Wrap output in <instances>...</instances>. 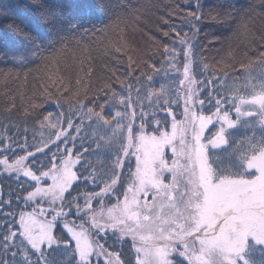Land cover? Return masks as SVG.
<instances>
[{"label": "trees", "instance_id": "trees-1", "mask_svg": "<svg viewBox=\"0 0 264 264\" xmlns=\"http://www.w3.org/2000/svg\"><path fill=\"white\" fill-rule=\"evenodd\" d=\"M27 2L0 0V13H6L8 9L4 6L10 3L28 12ZM53 2L60 6L63 18L69 23L60 30L47 29L48 39L54 43L44 51L43 57L20 64L0 55V149L12 145V151H0V155L15 161L32 152L34 155L29 157L28 166L40 175L38 168L49 171L53 164L61 163L65 152L73 147L74 155L84 160L76 169L77 182L65 197L69 193L82 197L86 193L99 192L103 187L100 181L106 179L102 174L111 175L116 165L119 137L127 136L126 131L117 132L116 141L109 145L114 124L100 126L95 116L89 115V110L113 120L116 111H125L119 103L120 98L131 97L128 111H136L132 123L134 135L141 132L137 99L148 113L144 117L145 134L159 136L164 131L169 132L172 114L181 119L177 69L184 47L177 41L176 33L188 38L193 46L192 73L198 98L205 102L200 109L204 115L215 112V99L223 97L228 101L223 104L229 108V103L238 102L232 97L251 98L264 84V0H104L107 8L101 12L89 10L87 6L92 0ZM190 13L201 17L199 23L186 16ZM71 24L82 26L73 32ZM192 25L199 29L195 34ZM21 28L24 25L19 16L0 14V44L19 43L17 30ZM166 48L169 51L175 48L177 53L171 65L167 62L169 52ZM3 52L0 47V54ZM205 81L210 83L205 86ZM209 94L213 98L211 104ZM161 99L178 102L162 105ZM167 107H171V113ZM69 119L80 124L81 131L75 142L71 140L73 137L67 140L62 152V144L56 145L55 140L60 130L68 127ZM248 120L252 127L244 129L238 125L225 133L230 145L234 143L233 138L243 140L254 136L258 139L264 135L257 116ZM127 122V119L122 121L123 124ZM215 131L216 126H212L205 137ZM25 141L26 149L22 147ZM45 142L47 147H44ZM34 145H39L42 151L36 152ZM120 158L123 160V166L118 169L120 181L114 192L105 196L106 206L117 203V197L122 201L131 182L130 173H135L134 156ZM89 172L98 178L96 182L82 178ZM35 187L36 182L31 177L0 169V237L9 227L19 232V214L31 209L32 204L26 202V197ZM54 234L61 242L69 237L60 221ZM100 235L105 249L121 253L124 264H135L130 238H124L121 244L111 232ZM74 246L72 242L67 250L63 247L55 250L57 264H76L78 256L72 251ZM249 257L254 264H264V245L252 246ZM0 258L9 259L2 249ZM172 260L177 264L176 256ZM99 264L105 263L100 259Z\"/></svg>", "mask_w": 264, "mask_h": 264}, {"label": "snow or ice", "instance_id": "snow-or-ice-1", "mask_svg": "<svg viewBox=\"0 0 264 264\" xmlns=\"http://www.w3.org/2000/svg\"><path fill=\"white\" fill-rule=\"evenodd\" d=\"M196 6L199 8V4ZM4 7L8 11L0 14L17 15L24 25V28L17 30L19 43L0 44L4 49L0 55L13 63L27 64L43 57L44 51L54 43L48 39L47 29L60 30L65 23H69L63 18L60 6L53 0H28V12H22L19 5L11 3ZM87 7L91 11L101 12L107 5L104 0H92ZM186 16L197 23L201 19L197 13ZM81 26L71 24V31L75 32ZM192 29L194 34L199 31L195 25H192ZM176 37L184 47L185 79L189 83H196L190 75L193 46L188 38L180 37L179 33H176ZM165 51L169 52L167 62L171 65L177 57L176 50L173 48L169 51L166 48ZM203 83L207 86L210 82ZM192 97L196 99L190 106L189 100ZM231 99L238 101L230 104L234 108L236 119L231 118L229 110L223 109V103L228 102L223 97L215 99V112L210 115L197 114L192 109H203L205 102L198 98L195 90H186L183 101L184 119L177 121L173 116L171 132L164 131L159 136L143 134L146 123L144 117L148 113L143 111L139 99L136 101L140 106L141 119V132L138 136L132 130L136 111H128L131 97L120 98L119 103L124 106L125 111H116L113 120L89 110V115L95 116L100 126L114 124L109 145L116 141L117 132L126 131L127 136L119 137L121 142L116 149L119 153L116 165L111 175L102 174L106 177L100 181L103 187L99 192L86 193L82 197L80 194L72 196L69 193L68 197L64 195L72 187L73 181L78 179L71 170V160L63 161L60 168L53 164L51 171L59 175L51 177L54 182L52 187L42 188L39 183L49 176V172L40 168L37 169L40 175L30 168L24 171L28 167L24 162L34 153L28 152L12 164L4 157L0 160V165L5 167L6 172H23L36 182L34 191L28 192L27 200L39 197L52 205V209L51 220L46 223L36 221L33 214H19V232L9 227L0 237V249L9 257L0 258V264H57L55 250L61 247L67 250L73 241L75 246L72 251L78 256L76 264H93L94 260L99 264L101 256L106 258V264H124L120 259L121 253L109 252L100 243L103 239L100 233L107 235L108 229L113 231L117 243L122 244L125 237L131 238L135 264H174L170 259L173 253L176 254L177 264H250L245 258L252 247L250 239L256 245H264V135L258 139L254 136L243 140L233 138L234 143L230 145L225 133L236 129L238 125L244 129L252 127L248 118L254 116L258 117L259 124L264 129V84L261 85V91L251 95L250 99L240 95ZM212 100L209 94L210 104ZM177 102L170 99L160 101L162 105ZM243 106L255 107L257 111H242ZM100 107L103 111V105ZM166 110L169 113L172 111L171 107ZM214 117L220 127L205 137V130L213 123ZM126 119L127 124H123L122 121ZM155 123L160 124L159 121ZM67 126L73 128L70 119ZM75 131L80 132L81 129L75 128ZM56 139L60 140V135ZM66 140L67 137L62 142ZM34 146L36 152L42 151L39 145ZM47 146L45 142L44 147ZM165 146L171 148L173 158L170 162L164 159ZM22 147L27 148L26 141ZM129 149H135V173H130L131 182L123 194V201L117 197V203L105 211L103 197L116 189L120 181L118 169L123 166L120 157L128 156ZM0 151H12V145H5ZM55 155L53 153V158ZM65 155L70 153L66 151ZM165 173L170 174L168 182L164 180ZM82 178L93 182L98 179L93 172ZM149 194L151 201L148 199ZM81 198L83 204L79 203ZM97 198L101 200L98 212L92 208V201ZM73 211L89 217L88 228H85L83 220L78 225L75 221L65 220L64 228L69 237L61 242L54 234L56 221L58 218H67ZM93 231L95 235L92 234Z\"/></svg>", "mask_w": 264, "mask_h": 264}, {"label": "rangeland", "instance_id": "rangeland-1", "mask_svg": "<svg viewBox=\"0 0 264 264\" xmlns=\"http://www.w3.org/2000/svg\"><path fill=\"white\" fill-rule=\"evenodd\" d=\"M183 63H184V56H183V58H182V60H181V64H180V68H179V71H178V74H179V77H180V87H181V104H182V116H181V119H177L176 117H175V119L177 120V121H181V120H183L184 119V115H183V111H184V98H185V94H186V90H195L196 92H197V87H196V83H189V81L187 80V79H185V76H184V73H183ZM190 75L191 76H193V73H192V71H191V73H190ZM195 80V79H194ZM181 81H184V83L182 84L181 83ZM197 96H198V92H197ZM196 99V97H192L190 100H189V105L191 106V104H192V102H193V100H195ZM245 99H250V98H245ZM238 103V102H237ZM230 104H232V103H229V105ZM228 108V106H226V105H224L223 104V109H227ZM194 112H196L197 114H201V112H200V108H193L192 109ZM227 110H229V115L231 116V118L232 119H236V115H235V112H234V108H231L230 106H229V108L227 109ZM242 111H252V112H256L257 111V109L255 108V107H248V106H243L242 107ZM203 114V113H202ZM233 114V115H232ZM174 115L172 114V117H173ZM72 123H73V128H64V129H62V130H60V132L58 133V135H60V140H55V144L56 145H60V143L62 144V147L60 148V149H62V152H63V150H65L64 148H66L67 146V144H68V141L67 140H69L70 138H72L73 137V139H71V140H75L76 139V137H78L79 136V132H76L75 131V128H79V129H81V127H80V124H77L76 123V121H72ZM212 126H216V128H217V130H218V128L220 127V125H219V123H217L216 122V120H215V117L213 118V123L212 124H210V125H208V128L205 130V133H204V135L206 136V132L208 131V129L209 128H211ZM171 132V129H170V131H169V133ZM143 134L144 135H146V136H151V135H148V134H145L144 132H143ZM72 135V136H71ZM139 135V134H138ZM138 135H135V136H138ZM65 137H67V140H66V142H62V141H65ZM79 138V137H78ZM72 142V141H71ZM75 142V141H74ZM74 142H72V143H74ZM78 145V144H77ZM68 153H70V155H65L64 157H63V159L60 161L61 163H58L57 165H56V167L57 168H60V167H62V162L63 161H68V160H71L72 161V164H71V170L73 171V172H75V174H76V176H77V172H76V169H77V166H78V164H79V162L82 160H84V159H81L82 157L81 156H79V155H74V150H73V147H69V150L67 151ZM135 152V149H129V154H131L132 156H134V158H135V155L133 154ZM138 154V153H137ZM30 157V156H29ZM29 157H28V159H29ZM173 158V156H172V152H171V148L169 147V146H165V148H164V159H166V160H168L169 162L171 161V159ZM2 159H4V157H2L1 155H0V160H2ZM77 160L79 161V162H77ZM8 162H9V164H12L14 161H11V160H9L8 159ZM27 166H28V160L27 161H25L24 162ZM28 168H29V166L27 167V168H25L24 169V171H27L28 170ZM0 169L2 170V172H6V169H5V167L4 166H2V165H0ZM47 172H49V176L48 177H45V178H43L41 181H40V183H39V186L40 187H42V188H49V187H52L53 186V184H54V182H53V180H52V176L53 175H59V173H57V172H55V171H51V169L49 170V171H47ZM8 173V172H7ZM11 173H17V174H23V172H11ZM78 177V176H77ZM170 179V174L169 173H165V175H164V180H165V182H168V180ZM77 180L78 179H76L75 181H73V183H72V185L75 183V182H77ZM70 190V188L68 189V191ZM67 193V192H66ZM65 193V194H66ZM64 194V195H65ZM143 194H141V196H142ZM107 196V195H106ZM105 196L103 197V200H102V203H103V207H104V209H105V211H106V209H108V208H111L112 206H106L105 205ZM148 199H149V201H151V194H149L148 195ZM122 201H123V199H122ZM121 201V202H122ZM26 202L28 203V204H32L31 205V209H26L23 213H25V214H33V216H34V219L36 220V221H38L39 223H46L47 221H49V220H51V209H52V205H50L46 200H42V199H40L39 197H37V198H35L34 200H27V197H26ZM45 202V204H43ZM79 203L80 204H83L84 203V201H83V198H81L80 200H79ZM116 204V203H115ZM114 204V205H115ZM92 208L93 209H95V210H97V212L101 209V200H100V198H97V199H94L93 201H92ZM35 210V211H34ZM65 211H68V209H65ZM65 220H69V221H75V223L78 225V224H80L81 223V220H83V221H85V228H88V223H87V221L89 220V217L88 216H86V215H84L83 213H75L74 211L72 212V213H70V215L67 217V218H58L57 219V221H56V226H55V228H54V231H55V229H56V227H57V224H58V222L60 221V223H61V226L63 227V229L66 231V233H67V229H65L64 228V223H65ZM102 223L103 222H105V221H101ZM107 232H111V233H113V231L111 230V229H108L107 230ZM68 234V233H67ZM93 235L95 234V232L93 231V233H92ZM69 235V234H68ZM102 235H104V233H102ZM125 238H130V237H125ZM131 239V238H130ZM73 243H74V241H73ZM249 243L254 247V246H258V245H256L255 243H254V241H252L251 239H250V241H249ZM250 255H252V254H250ZM174 256H176V254L175 253H173L172 254V256L170 257V259H172ZM246 259H248L249 260V262H250V264H254L253 262H251V259H250V257H249V255L248 256H246L245 257ZM100 259H102L103 260V262L106 264V258L105 257H103V256H101L100 257Z\"/></svg>", "mask_w": 264, "mask_h": 264}]
</instances>
